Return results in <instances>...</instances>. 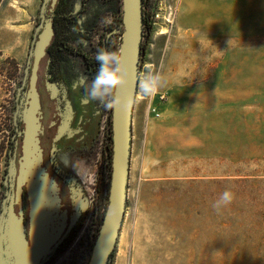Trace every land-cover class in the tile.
I'll use <instances>...</instances> for the list:
<instances>
[{"label": "rangeland", "instance_id": "374dc122", "mask_svg": "<svg viewBox=\"0 0 264 264\" xmlns=\"http://www.w3.org/2000/svg\"><path fill=\"white\" fill-rule=\"evenodd\" d=\"M40 1L0 0V142L6 144L41 29ZM145 8L140 76L153 69L168 83L152 97L138 89L127 209L109 264H264V0H145ZM113 24L110 14L100 16L88 53ZM93 151L57 155L87 210L76 235L43 264H88L110 187L109 171ZM7 164L3 155L0 217ZM225 190L235 198L218 213L212 205Z\"/></svg>", "mask_w": 264, "mask_h": 264}, {"label": "water", "instance_id": "95a60500", "mask_svg": "<svg viewBox=\"0 0 264 264\" xmlns=\"http://www.w3.org/2000/svg\"><path fill=\"white\" fill-rule=\"evenodd\" d=\"M49 1V0H48ZM56 0L52 1V5ZM52 18L43 20L32 44L29 88L23 100L20 120L24 124L20 155L10 159L7 176L11 191L0 217V264H42L56 250L62 238L70 234L77 216L69 221L63 210L59 186L44 167L40 134L41 102L38 92L39 66L54 37ZM123 37L120 51L130 67L127 85L122 90L126 104L112 110V175L109 201L88 264H108L114 253L125 220L132 127L142 61L143 1L123 0ZM30 60V62H31ZM24 194L28 203V228L25 225Z\"/></svg>", "mask_w": 264, "mask_h": 264}, {"label": "flooded vegetation", "instance_id": "af4514ba", "mask_svg": "<svg viewBox=\"0 0 264 264\" xmlns=\"http://www.w3.org/2000/svg\"><path fill=\"white\" fill-rule=\"evenodd\" d=\"M52 1L53 0L40 1L42 5L40 24H43V20L52 18L54 29V37L46 50V55L40 62L37 84L41 102L40 117L42 132L40 134V140L44 156L43 165L49 172L50 176L56 180L60 188L59 196L63 205L62 209L67 210L69 221H72V218L78 215L77 219L74 220L71 233L66 234V236L62 238L56 248L57 250L59 247L63 246L69 238L76 235L78 229L83 224V219L87 210V204L81 189L68 173L69 167L67 165L62 166L57 162L58 153L92 146V148H94L93 155H95V159L99 155V159H97L96 162L100 163V166L104 171H106V169L109 171L111 183L113 155L112 110L108 109V112H106L107 109L103 104L98 101L90 100L86 95V90L83 84L84 82L90 83L98 70L99 65L95 60V55L99 49L120 50L123 33L122 31H119V29H121L123 25V0H114V3H120L121 5L120 13L116 14L103 11V7L109 2V0H104V2L103 0H82L80 9L77 10L74 9L76 0H56L54 5H52ZM65 8H68V16L63 12ZM105 13L114 17V24L109 28L104 37L100 34L97 35L98 45L93 48L94 54H90L85 50L87 48L86 46L87 44H92V36L95 32L94 29L100 20V16ZM119 15L121 16L120 26L118 23ZM70 21L76 22L74 28L68 27ZM144 31L145 28L143 29V39ZM58 35V39L61 41L55 42V40H58ZM36 36L33 37V42L35 41ZM68 37L73 41L69 42L67 40ZM113 37L118 38L117 46L113 45ZM64 39L65 42L63 43L62 40ZM75 39H78L77 42H75ZM75 59L81 60L83 72L77 67ZM30 60L29 57L28 88L32 65V60L31 62ZM77 82H80L81 86L77 87ZM26 93L24 95L22 93L20 94L17 106L18 111L15 117V120H18L20 126L22 124L21 131H18V138L21 142L22 136L19 134L23 131L24 124L20 120V112ZM18 151L20 153L21 148ZM9 162L7 164L8 167ZM6 181L7 184L5 186L9 193L11 191V181L8 176ZM107 206L108 203L105 205V213ZM24 208L25 225L28 228V203L25 194ZM100 228L98 229V234ZM53 253L54 251L48 256V258ZM46 260H44L42 264Z\"/></svg>", "mask_w": 264, "mask_h": 264}, {"label": "clouds", "instance_id": "9594fccd", "mask_svg": "<svg viewBox=\"0 0 264 264\" xmlns=\"http://www.w3.org/2000/svg\"><path fill=\"white\" fill-rule=\"evenodd\" d=\"M95 60L99 65L98 70L90 83L84 82L83 84L87 97L100 102L109 110L124 106L126 98L122 95V90L128 83L130 73V67L124 54L118 49L101 48L96 53ZM167 83L165 76L153 69L146 70L138 77V89L144 97L156 95L167 86ZM76 86H81L80 82H77ZM234 198L235 194L232 191L225 190L212 207L219 213L221 209L230 205Z\"/></svg>", "mask_w": 264, "mask_h": 264}, {"label": "trees", "instance_id": "16d2710c", "mask_svg": "<svg viewBox=\"0 0 264 264\" xmlns=\"http://www.w3.org/2000/svg\"><path fill=\"white\" fill-rule=\"evenodd\" d=\"M143 7H144V28L147 29L148 18H147V11H146V8H145V0H143ZM120 8H121L120 3L117 4V3H114V0H109V2L103 7V11L104 12H110L112 14H116V13H120ZM63 12L66 13V16H68V8H65L63 10ZM120 17L121 16L119 15V19H118L119 26L121 24ZM75 26H76V22H74V21L73 22L70 21V23L68 24L69 28H71V27L74 28ZM58 38H59V35H58L57 39ZM67 40L69 42L73 41L72 39H69V37L67 38ZM77 40L78 39H75V42H77ZM56 41H61V40L58 39V40H55V42ZM62 42L64 43L65 39L62 40ZM147 44H148L147 41H143V43H142V55H141L142 58H143V55H144L145 50L147 48ZM82 58H84V57H82ZM28 77H29V66H28V69H27L25 82H24V84L22 86L21 93L23 95L26 93L27 88H28ZM21 126H22V124H21ZM21 126H20V123L18 122V120L16 119L15 120V124H13V126L10 129L11 138L9 139L8 143L6 144L5 141L4 142L3 141L0 142V158L3 155H5V156H7V161L9 162V160L11 159V157H12V155L14 153L17 155V157H18V155H20L18 150H20L21 141L18 138V131H21ZM18 141H19V143H18ZM112 258H113V255H112Z\"/></svg>", "mask_w": 264, "mask_h": 264}, {"label": "built area", "instance_id": "2783aa9c", "mask_svg": "<svg viewBox=\"0 0 264 264\" xmlns=\"http://www.w3.org/2000/svg\"><path fill=\"white\" fill-rule=\"evenodd\" d=\"M151 110L155 111V109H154V108H151ZM156 114H157V113H156ZM157 116H159V114H157Z\"/></svg>", "mask_w": 264, "mask_h": 264}, {"label": "crops", "instance_id": "0c3cea01", "mask_svg": "<svg viewBox=\"0 0 264 264\" xmlns=\"http://www.w3.org/2000/svg\"><path fill=\"white\" fill-rule=\"evenodd\" d=\"M26 54H27V52H26ZM26 54H25V55H26ZM25 55H24V56H25Z\"/></svg>", "mask_w": 264, "mask_h": 264}]
</instances>
